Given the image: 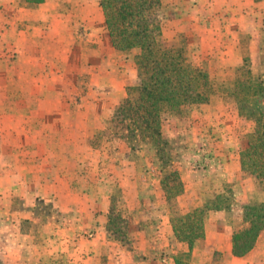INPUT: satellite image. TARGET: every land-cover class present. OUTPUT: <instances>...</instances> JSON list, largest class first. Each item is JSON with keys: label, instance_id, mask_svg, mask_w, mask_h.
I'll return each instance as SVG.
<instances>
[{"label": "crops", "instance_id": "crops-1", "mask_svg": "<svg viewBox=\"0 0 264 264\" xmlns=\"http://www.w3.org/2000/svg\"><path fill=\"white\" fill-rule=\"evenodd\" d=\"M163 1L164 4L177 2ZM186 4L194 6L191 9L196 12L197 26L204 29L211 26L224 43L222 61L228 63L227 68L233 73L244 56H248L251 70L257 75L254 69L264 61V0H192ZM102 25L99 0H43L40 3L0 0V264H52L58 257L64 264H113L106 262L110 249L105 239V223L100 224L105 213L100 207L104 203L99 204L98 214L92 213L91 188L85 191L80 187L84 186L82 183L88 186V172L78 170L77 182L75 170L65 167L68 158L83 157L74 151L73 144L90 146L91 134L75 138L73 132L71 141L68 140V132L72 133L76 125L75 109L58 82L64 77L58 67L60 38H73L72 26ZM52 26L61 27L55 30ZM245 38L249 40L248 55L242 54ZM105 47L114 53L111 44L106 43ZM99 50L101 53L102 48ZM66 55L63 51L61 56ZM97 55L94 72L97 84L88 89L91 93H97L95 89L101 88L107 75L106 54ZM234 156L236 163L232 162V168L224 174V183L232 185L235 192L234 206L208 211L204 237L191 250L176 240L169 215L161 216V222L158 218L161 228L152 222L146 236L162 233V237L172 239L178 248L177 255L190 254L194 261L189 264H216L222 257L230 264H264V227L248 253L242 257L232 254V215L236 211L243 214L249 200L264 205V190L253 187L250 179L240 178L237 154ZM82 159L88 162L89 158ZM207 173L211 175V171ZM216 184L209 176L204 182L206 187H219ZM248 184L251 185L248 187ZM99 185L100 182L98 188ZM191 185L188 188L192 191ZM186 192L182 199L187 196ZM214 195L207 196L206 200ZM206 200L186 205L184 199L182 206L196 207ZM49 212L56 213L55 220H47L44 214ZM96 217L100 220L95 227ZM82 232L90 234L79 237ZM163 246L159 243L155 247ZM160 254L153 264H176L174 258H160ZM215 256L221 259L215 262ZM130 264H135L133 259Z\"/></svg>", "mask_w": 264, "mask_h": 264}, {"label": "rangeland", "instance_id": "rangeland-1", "mask_svg": "<svg viewBox=\"0 0 264 264\" xmlns=\"http://www.w3.org/2000/svg\"><path fill=\"white\" fill-rule=\"evenodd\" d=\"M160 2L156 19L161 38L183 48L192 63L205 65L214 81H227L232 72L227 68L228 63L222 61L226 50L224 43L219 41L211 26L207 29L197 26L194 19L196 12L191 9L194 6L186 4L192 0H177L172 4H164L163 0ZM190 14L191 17H188ZM60 27L52 26V29L60 30ZM71 30L73 38H60L58 42V67L60 73H63L60 75H64L63 79L60 76L58 82L66 92L64 96L72 102L75 109L76 125L72 133L68 132L67 137L71 141L74 133L73 136L77 138L81 134L86 136L93 131H101L105 141L101 148L95 150L89 145L84 147L74 143V151L83 157L68 158L65 167L75 170L77 182L80 180L77 179L78 170L88 172V186L80 181L84 185L80 187L85 191L91 188L92 213L95 211L98 214L99 204L101 206L104 203L105 208L100 207L105 209L101 217L103 221L97 217L94 219H97L95 227L99 225V220L101 225L105 223V239L110 249V258L108 256L106 262L130 264L133 259L135 264H153L160 253V258H174L176 261L180 259L177 257L179 252L175 253L178 248L172 239L162 237V233L158 236L154 233L146 236L152 222L155 227L159 225L161 228L163 226L157 223L158 218L161 222L160 217H166L170 213V205L159 184L160 168L165 165L166 168L177 171L184 191L187 190V196L184 197L186 205L194 204L200 199L204 201L207 196L218 193L224 196L225 203L230 205L228 209H231L235 203V192L232 185L224 183V174L232 168L234 161L236 163L234 155L244 149V134L252 130L253 124L238 115L233 103L212 96L208 103L186 107L180 117L169 113L161 114L160 139L155 148L141 142L131 149L124 128L112 120V114L126 97V89L138 82L133 60L135 51L127 54L107 51L105 46L106 43L110 45V40L104 25L72 26ZM98 41L101 45H98ZM242 46V54L248 55L249 40L245 38ZM63 51L69 58L61 56ZM97 54H106L107 62L104 64L107 75L101 88L95 89L97 93H91L88 89L97 84L94 73L97 69ZM259 63L254 70L264 80V61ZM69 145L70 150L72 146ZM82 158H89L88 162H82ZM208 171H211V175H208ZM207 175L211 180H216L219 187L204 186ZM240 178L250 179L253 187L260 188L254 177L240 171ZM190 185L192 191L188 188ZM194 196L198 199H193ZM184 199L179 202L181 206ZM246 204L257 202L249 200ZM44 216L53 221L56 213L49 212ZM241 217L242 213L239 211L232 215L233 230L242 225ZM89 234L82 232L79 237L85 238ZM159 243L164 246L155 247ZM215 257V262L216 259H221ZM190 261H194L191 256L181 258L183 263L189 264ZM57 262L64 264L60 257ZM218 262L216 264H230L226 257Z\"/></svg>", "mask_w": 264, "mask_h": 264}, {"label": "trees", "instance_id": "trees-1", "mask_svg": "<svg viewBox=\"0 0 264 264\" xmlns=\"http://www.w3.org/2000/svg\"><path fill=\"white\" fill-rule=\"evenodd\" d=\"M40 3L43 0H24ZM160 0H99L103 22L112 48L133 56L137 84L126 89V97L116 107L112 120L122 126L131 149L141 142L155 148L160 139V117L163 113L182 115L186 107L208 103L218 96L233 103L238 115L253 124L244 134L245 147L237 154L240 171L254 177L264 190V80L251 70L244 56L232 77L225 82L211 78L209 69L188 60L183 48L161 38L156 19ZM105 141L101 131H93L88 144L101 148ZM160 188L170 205L169 222L178 242L191 250L204 237V221L210 210L228 209L222 194L196 207L180 205L184 186L179 174L163 165L159 170ZM264 227L262 203L243 207L242 225L233 231L232 254L242 257L254 246ZM181 253V258L189 257ZM52 264H59L54 261Z\"/></svg>", "mask_w": 264, "mask_h": 264}]
</instances>
